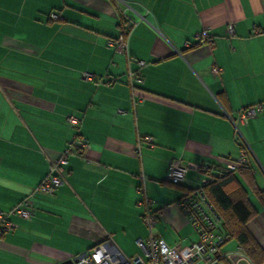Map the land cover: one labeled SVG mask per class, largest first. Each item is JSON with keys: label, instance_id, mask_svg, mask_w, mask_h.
I'll return each instance as SVG.
<instances>
[{"label": "crops", "instance_id": "1", "mask_svg": "<svg viewBox=\"0 0 264 264\" xmlns=\"http://www.w3.org/2000/svg\"><path fill=\"white\" fill-rule=\"evenodd\" d=\"M203 28L210 44L194 42ZM120 34L127 54L106 43ZM136 69L141 82L130 87ZM260 102L264 0H0V210L34 191L72 136L88 144L68 157L64 184L33 196L30 218H11L0 264H57L106 241L123 256L138 251L135 239L148 234L136 204L141 175L160 213L152 234L185 255L198 234L174 203L201 175L169 184V162L235 159L230 118ZM238 128L248 164L234 178L254 211L246 231L264 253V110ZM228 241L223 250L238 246Z\"/></svg>", "mask_w": 264, "mask_h": 264}, {"label": "built area", "instance_id": "2", "mask_svg": "<svg viewBox=\"0 0 264 264\" xmlns=\"http://www.w3.org/2000/svg\"><path fill=\"white\" fill-rule=\"evenodd\" d=\"M51 19H56L55 13L50 14ZM125 18V19H124ZM123 18L125 28L130 30L136 22L125 16ZM233 23L226 25V31L229 36L234 35ZM125 31V29H124ZM123 31V32H124ZM260 30L254 29V33ZM124 34V33H123ZM208 38L206 32L203 33ZM107 45L115 47L118 51L127 54L125 37L120 34L114 39H107ZM138 67L146 63L142 60L137 61ZM217 68L212 69L216 74ZM128 80L140 82L139 71L128 70ZM80 77L85 80L93 79V75L88 72H81ZM260 110H264V102L248 105L236 111L234 119L230 121L238 134L239 154L235 159L226 162L219 167L222 172H234L239 167L248 164V144L241 136L238 126L244 125L249 119L254 118ZM121 113V110H118ZM69 125H77L78 120L74 116L67 119ZM150 140V137H144ZM139 142L137 143V149ZM85 148H88L87 142L80 136L74 135L62 149L59 156L49 164L46 175L40 180L31 194L23 197L19 203L8 210H0V235L16 227L12 217L28 219L31 217V208L33 207V196L52 195L55 190L66 182V165L68 157L72 154H81ZM179 158H174L169 162L165 173V180L171 184H179L186 180V173L190 171L200 174L196 186L182 192L180 197L175 201V206L180 210L185 218L190 222L193 229L198 234V238L187 245L186 254L180 256L171 247L156 235H153L151 228L156 219L160 216L159 211L153 210V201L146 194L144 185V176H140V184L137 191L140 194L136 204L141 208L142 222L148 229V234L144 237L135 239V245L140 252L131 257H125L115 250L110 241L100 242L91 247L84 254L61 261L57 264H253V262L244 255L242 248L236 246L230 250H223L224 243L229 240V236L221 228V220L218 213L213 209L211 202L205 197L204 186L212 178L213 166L208 161L204 162H180Z\"/></svg>", "mask_w": 264, "mask_h": 264}, {"label": "trees", "instance_id": "3", "mask_svg": "<svg viewBox=\"0 0 264 264\" xmlns=\"http://www.w3.org/2000/svg\"><path fill=\"white\" fill-rule=\"evenodd\" d=\"M51 13H55V12H50V14ZM50 14H49V18L51 19ZM56 19H58V15ZM56 19H51V20H56ZM204 32L207 33L208 38L204 37L203 34ZM212 39H213V35L204 28L194 35V40H195L194 42L197 43L210 44L212 42L211 41ZM213 68H211V72ZM217 69L218 71L215 75L219 73V68ZM136 70L139 71V69ZM92 80H97V78L93 75V79L89 81ZM140 82L133 81L132 84H130L128 80V84L130 85V87H133L134 83H140ZM219 167L213 166V174H212L213 178L204 186V192L206 195L205 197L208 198V200L211 202L213 206V209L218 213L221 220V228L223 229V232H225L229 236V239L236 240L238 246L241 247L243 252L245 253L244 255H246L249 259H251L254 264H259V262L264 260V253H262V251L259 249L257 244L254 243L255 241L250 236L249 232L246 231L247 229L245 227L247 221L252 217L254 211L251 207H249V203L245 199L244 195L240 194V192L238 193L240 188L236 184L237 182L236 179L234 178V172H222L219 170ZM243 168H245V166L239 167L238 170H241ZM172 185H178V184H172ZM195 186L196 184L192 187L185 188L182 190V192H185ZM259 198L264 200V196L262 195H259Z\"/></svg>", "mask_w": 264, "mask_h": 264}, {"label": "rangeland", "instance_id": "4", "mask_svg": "<svg viewBox=\"0 0 264 264\" xmlns=\"http://www.w3.org/2000/svg\"><path fill=\"white\" fill-rule=\"evenodd\" d=\"M228 242H230V241H228ZM233 241H231L230 243H228V244H230L229 246H231V247H233L232 245H233ZM226 245V244H225ZM235 245V244H234ZM138 252H140V250L138 249V251L136 250V252L135 251H129V252H125V251H123V253H124V255L126 256V257H130V256H132V255H134L135 253H138ZM180 256H184V254H179Z\"/></svg>", "mask_w": 264, "mask_h": 264}]
</instances>
